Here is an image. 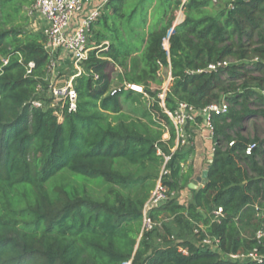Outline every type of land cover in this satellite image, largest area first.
I'll list each match as a JSON object with an SVG mask.
<instances>
[{
    "label": "trees",
    "instance_id": "1",
    "mask_svg": "<svg viewBox=\"0 0 264 264\" xmlns=\"http://www.w3.org/2000/svg\"><path fill=\"white\" fill-rule=\"evenodd\" d=\"M218 1L109 0L73 80L76 110L59 116L50 93L43 107L30 104L50 85L44 31L25 28L36 0H0V264H264L228 257L264 254V140L241 127L264 118V0ZM170 77V111L230 106L213 116L208 181L187 204L173 193L194 177L195 147L192 136L178 143L161 104ZM159 180L170 198L150 210L157 226L146 231L143 208ZM207 235L219 250L196 244Z\"/></svg>",
    "mask_w": 264,
    "mask_h": 264
},
{
    "label": "built area",
    "instance_id": "2",
    "mask_svg": "<svg viewBox=\"0 0 264 264\" xmlns=\"http://www.w3.org/2000/svg\"><path fill=\"white\" fill-rule=\"evenodd\" d=\"M108 1L99 0L96 3L95 0H36L33 6V10L37 11L45 21L43 30L46 36L45 48L51 57L49 71L51 72L53 67L58 64V55H60V52L69 56L77 68V72L71 78L64 80L63 84H58L57 82L50 83L49 92L53 97L51 106L58 108L56 113L59 116H61L62 110L65 107L69 111L76 110L77 92L74 88L73 80L82 73V63L88 58L89 51L92 49L89 45L91 25L101 15L102 8ZM4 63L7 64L8 60H4ZM219 65L221 63L211 65L210 67L215 69ZM171 80L172 78L170 77L167 80L169 82L163 86L160 97L162 99V106L165 108L166 113L170 116L175 126L178 143L180 142L182 145L190 143L187 126L190 122H195L197 116L203 117V122L206 127L213 133V116L228 113L230 108L229 103L223 100L218 104H211L205 108L197 109L192 104L181 102L178 104L176 110L170 111L165 107V97L169 90ZM127 87L145 93L143 86L127 84ZM39 89H41V86ZM30 104L34 107L44 106V103L37 99L32 100ZM233 144L234 141L230 143V145ZM255 146L256 144L249 145L246 153L251 154ZM170 158L171 155L166 156L167 160ZM169 198L167 186L159 180L143 208V230H152L157 226V223L150 215V210L163 204ZM214 214L216 218L222 216L223 208H217ZM201 229H203V226L199 225L195 228V232L200 233ZM258 237H264V233L260 231ZM200 243L208 249L219 250L221 242L218 237L207 235ZM179 249L182 253L189 254V250L186 247L180 246ZM228 257L239 261L254 260L260 262L264 254L258 250H254L249 253L230 254ZM125 264H131V262Z\"/></svg>",
    "mask_w": 264,
    "mask_h": 264
},
{
    "label": "rangeland",
    "instance_id": "3",
    "mask_svg": "<svg viewBox=\"0 0 264 264\" xmlns=\"http://www.w3.org/2000/svg\"><path fill=\"white\" fill-rule=\"evenodd\" d=\"M184 1H186V0H184ZM218 2L219 1L217 0V2H215V4H218ZM221 6L224 7V5H222V4H221ZM139 14L140 15H139L138 18L140 20L141 13H139ZM27 16H28V20H27V24H26V27H25L27 31L39 32V31H43L44 30L45 21H44L43 17L37 11L30 10L28 12ZM184 19H185V12H184L183 9H179L177 11L176 23L177 22H181ZM168 44H169L168 43V39H166L165 42H164V46L167 49L169 47ZM60 55H61L62 59L59 57L58 64L55 67H53V69L50 72L49 81H48L49 84L51 82L67 80V79L71 78L77 72V68H76L74 62L71 60V58L69 56H67L65 53H61ZM256 76H261V75L260 74H256ZM168 82L169 81H166L163 84V86L165 84H167ZM163 86H162V88H163ZM156 87H154V88H156ZM48 88H47V90H48ZM258 91L264 94V89H262V90L258 89ZM49 93L50 92H47V91L43 92V93L42 92L39 93L38 96H37V98H38L37 100H41L42 102L50 100L49 99V95H48ZM251 108L255 110L257 107L256 106H251ZM198 117L199 116H197V118ZM196 122H198V121H196ZM241 127H242V130H243L244 134L249 135L252 138L259 137L261 140H264V118L263 117L257 116V115L256 116L252 115V116L248 117L247 120L244 123H242ZM168 136L169 135L167 133L164 134V138H167ZM213 146L215 147V145H213ZM90 186H93V189H95V191L97 189L99 191V192H97V195L98 194L100 195V192H101L100 187H98L95 184H91V183H90ZM179 196L180 195L178 193L174 194V197L176 198V200L178 199V202H180V199H179L180 197ZM172 219L170 221H172V223H174L173 226H175V228H178V224H180V223H178L176 221V219L175 220L174 219L172 220ZM168 221L169 220H166L167 223H168ZM182 226H183V224H182ZM175 230H177V229H175ZM159 231H162L161 227H160ZM191 233H189L188 229H185L184 232H182V236L183 237L186 236V237L191 238V237L194 236L193 233L192 234ZM159 239H161V238H159ZM172 239H175V238H173V236H172ZM176 240H180V238H176ZM200 246H202L201 243H200Z\"/></svg>",
    "mask_w": 264,
    "mask_h": 264
},
{
    "label": "crops",
    "instance_id": "4",
    "mask_svg": "<svg viewBox=\"0 0 264 264\" xmlns=\"http://www.w3.org/2000/svg\"><path fill=\"white\" fill-rule=\"evenodd\" d=\"M99 0H95L98 3ZM178 23V22H177ZM176 23V24H177ZM170 46V44H168ZM167 49V48H166ZM169 49V47H168ZM63 52H60V54ZM61 58V55H58ZM62 59V58H61ZM62 82V83H61ZM63 80L57 81L58 84H63ZM189 137L192 136V144L195 147V154L191 159L194 166V177L191 182L201 185L197 180L199 176H203L204 172L208 170L209 165L212 163L214 156V136L212 131L206 127L204 122H194L187 127ZM180 196V203L187 204L193 201L196 190L189 187L177 192ZM198 246H200L199 241H195Z\"/></svg>",
    "mask_w": 264,
    "mask_h": 264
},
{
    "label": "water",
    "instance_id": "5",
    "mask_svg": "<svg viewBox=\"0 0 264 264\" xmlns=\"http://www.w3.org/2000/svg\"><path fill=\"white\" fill-rule=\"evenodd\" d=\"M214 2H217V0H214ZM182 22V21H181ZM178 22L177 24L181 23ZM213 161V160H212ZM197 180L201 183V185H197L194 182H190L189 183V187L195 189V190H199L200 188L204 187V185L207 183L208 181V170L204 172L203 176H199L197 178Z\"/></svg>",
    "mask_w": 264,
    "mask_h": 264
}]
</instances>
